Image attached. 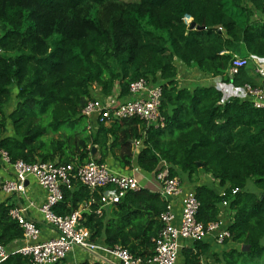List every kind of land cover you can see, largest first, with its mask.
<instances>
[{"label":"trees","instance_id":"trees-1","mask_svg":"<svg viewBox=\"0 0 264 264\" xmlns=\"http://www.w3.org/2000/svg\"><path fill=\"white\" fill-rule=\"evenodd\" d=\"M185 15L204 29H190ZM234 54L264 58V0H0V150L12 162L79 165L104 163L120 151L121 166L131 168L134 144L142 140L141 170L156 177L165 162L171 177L186 174L193 180L194 174L207 173L227 189L222 196L201 184L194 192L197 219L204 225L218 221L227 202L231 238L215 251L210 237L191 241L180 250V264H206L208 253L213 264H264V107L249 98L223 102L221 90L201 81L180 85L176 64L181 62L185 76L264 89V80L253 81L247 67L229 74ZM142 78L162 87L164 126L135 117L97 122L88 132L82 114L87 103L117 90L120 97L129 96L130 85ZM76 126L84 132L62 133ZM93 146L99 157L92 156ZM251 180L256 191L247 188ZM102 191L90 193L75 182L63 189L55 212L70 214L87 203L81 225L92 240L138 256L151 254L165 199L141 187L106 207ZM12 207L0 203V244L6 247L24 237L9 215ZM0 264L30 262L14 254Z\"/></svg>","mask_w":264,"mask_h":264},{"label":"built area","instance_id":"built-area-1","mask_svg":"<svg viewBox=\"0 0 264 264\" xmlns=\"http://www.w3.org/2000/svg\"><path fill=\"white\" fill-rule=\"evenodd\" d=\"M183 20L188 27L193 22L189 15H185ZM252 57L257 62L261 60L260 57ZM250 59L251 57L235 54L229 74L238 75L243 68L249 65ZM256 70L264 75V63L258 64ZM214 79L213 83L209 81L210 85L205 84V86H214L221 90L223 102L237 97L249 98L256 107H264V89L253 87L249 83L236 86L232 82L222 81L221 77H214ZM130 94L136 95V99L124 103H117L112 100V97L89 101L82 110L88 122V128L91 127L89 119L93 117L97 122L105 123L139 117L148 124L159 122L157 123L159 126H164V118L160 113L162 87L151 85L142 78L130 85ZM0 161L2 165L12 166L14 172L13 179L0 182V189L6 197L15 194L24 195L27 189L26 183L31 177L46 190L45 201L38 209L43 214L45 224L52 227L56 233L53 238L39 241L41 228L34 220L26 217L27 208L35 205L33 202H29L28 206L11 208L9 215L24 231V244L20 247H6L0 244V263L11 255L20 254L28 258L30 264H67L68 254L75 248H79L93 255L94 261L103 264H177L180 250L184 247L182 240L195 241L214 237L216 242L222 244L231 236L222 221L211 222L207 225L198 221L200 202L195 192H184L181 181L177 177H171L167 169H162L156 174V179L160 183L159 193L166 201V209L160 216L162 228L152 239L151 254L138 256L121 245L108 247L91 239V231L81 225L83 217L80 210L58 215L54 208L63 200V189H71L75 182L87 186L91 193L103 189L104 205L117 204L128 191L141 188L136 177L117 174L105 164L94 160L81 165L51 160L30 164L23 160L12 162L8 153L0 150ZM237 191L238 189H234L233 193ZM226 193V189L222 190L221 195L225 196ZM179 196H182V213L177 223L175 201ZM223 205L227 206V202H223Z\"/></svg>","mask_w":264,"mask_h":264},{"label":"crops","instance_id":"crops-1","mask_svg":"<svg viewBox=\"0 0 264 264\" xmlns=\"http://www.w3.org/2000/svg\"><path fill=\"white\" fill-rule=\"evenodd\" d=\"M235 55V54H234ZM238 55V54H236ZM240 56V55H239ZM250 61H249V65L247 66V70H248V75L252 77L253 81H255L256 83H260L261 81L264 80V75L262 73L257 72L256 67L258 64H263L264 63V58H260V62H257L255 60H253L252 56ZM248 57V58H249ZM183 66L181 65L180 62V85H186L189 86L191 84H194L196 82H202L203 85H210L208 82L211 81L212 83L215 81L214 78L211 77H203L201 74L197 75L196 77L194 76H185L184 72H183ZM198 74V73H197ZM194 77V78H193ZM260 88V87H259ZM119 90H117L116 92H114V94H112V96H104V95H99L98 98L99 99H106L107 97H112V100H114L117 103H124V102H129L132 101L134 99H136V95L130 94L129 96H125V97H120L119 96ZM90 124H91V129L88 128V132L91 130H95L96 129V118L93 117L90 120ZM111 122H107V125H110ZM140 143H135L134 147H133V157H132V167L131 168H123L120 164V161L118 160L119 156L121 155L120 151L115 153V156H113V154H109V156L107 157L106 161L103 163L106 166H108L110 168L111 171L117 173V174H121V175H131L137 178V180L140 183V186L142 188H147L152 192H160V183L158 182V180L156 179L155 175L153 173H147L143 170H141L138 166V155L140 153V151L143 148V144H142V140L138 141ZM97 147V146H96ZM93 155V154H92ZM99 157V151L97 148V151L95 152V154L93 155V157ZM164 165L163 169H167L169 171V166L167 165V163L162 162ZM182 184V188L184 192L187 191H195V187L201 184H207L209 185L211 188H213L214 190H216L218 193H220L222 190H225L226 188L220 186L219 182L217 180H214L213 177L211 176V174H207V173H202L199 172L198 174H194L193 175V180H191L186 174H181L179 176H176ZM14 178V172L12 169V166H5L1 164L0 161V182L5 180V179H13ZM27 189H26V193L24 195H11L9 197H6V195L1 191L0 189V203H6V204H12L13 207L12 208H18L19 206H28L29 202H33L35 205L34 206H30L27 208L26 211V217L28 219L34 220L38 226L41 228V234L39 237V241H45L48 240L50 238H53L56 236L55 231L53 230L52 227H50L49 225L45 224L44 221V217L42 212L38 209L41 204L45 201L46 198V190L40 186L36 179L34 178H29V180L27 181ZM227 190V189H226ZM256 187H254L251 191H256ZM98 191V190H97ZM91 193V192H90ZM181 199L182 196H179L177 198V200L175 201V212L177 215V223L181 218V213H182V207H181ZM116 205V204H114ZM106 206V205H105ZM112 205H108L106 207H109ZM88 207L87 203H83L80 206V211L82 212L83 209L85 210ZM222 212L220 213V217L218 221H222L224 223V227L228 229L229 225L232 222V216L233 214L229 211V209L227 208V206L222 205ZM231 238V237H230ZM208 240L212 243V247L211 250L215 251V250H219V243L216 242L214 237H210L208 238ZM190 240H182L183 245H189L190 244ZM102 244V241L100 242ZM232 244L233 247H236L237 244L234 243L233 241L230 242ZM24 244L23 239L22 240H17L16 242H14L12 244L11 247H20L21 245ZM243 247V246H242ZM243 249V248H242ZM212 258V254L208 253V258H204L203 262L207 264V262L209 261V259ZM94 256L89 254L88 252H85L79 248H75L73 251H71L67 258H66V263L67 264H74V263H81L84 261H89L90 263H94L96 261H94ZM177 264H180V257L178 259Z\"/></svg>","mask_w":264,"mask_h":264},{"label":"rangeland","instance_id":"rangeland-1","mask_svg":"<svg viewBox=\"0 0 264 264\" xmlns=\"http://www.w3.org/2000/svg\"><path fill=\"white\" fill-rule=\"evenodd\" d=\"M126 1H138V0H126ZM176 64H180V63H176ZM179 73H180V69H179ZM179 78H180V74H179ZM179 84H180V79H179ZM17 93V89H14V92H13V96L15 97ZM17 103V99H14L12 104L10 105V107L8 108V111L11 112L12 109L15 107ZM87 130V128H86ZM82 132H84V128L81 127V126H76V127H64L63 130H62V133L65 134V135H70V134H73V135H80ZM13 133V126H12V123L10 121H8V128H7V134H12ZM253 180H251L249 183H248V186L247 188L252 190L255 186L253 185ZM214 260L213 258H210L209 261L207 262V264H213Z\"/></svg>","mask_w":264,"mask_h":264},{"label":"water","instance_id":"water-1","mask_svg":"<svg viewBox=\"0 0 264 264\" xmlns=\"http://www.w3.org/2000/svg\"><path fill=\"white\" fill-rule=\"evenodd\" d=\"M190 29H204V27L197 26L196 22L193 21L190 25ZM96 151H97V147L93 146L92 154L94 155ZM199 166H201V164H199ZM248 248L249 246H243V250H247Z\"/></svg>","mask_w":264,"mask_h":264}]
</instances>
